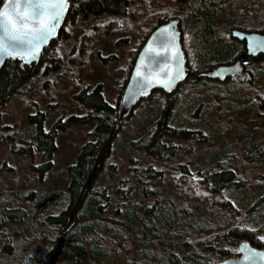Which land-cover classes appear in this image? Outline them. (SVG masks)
I'll return each mask as SVG.
<instances>
[{
	"label": "trees",
	"instance_id": "obj_1",
	"mask_svg": "<svg viewBox=\"0 0 264 264\" xmlns=\"http://www.w3.org/2000/svg\"><path fill=\"white\" fill-rule=\"evenodd\" d=\"M3 1L0 0V6ZM176 1L70 0L65 24L57 38L43 51L40 62L27 66L21 60H10L1 69L0 111L14 95H26L34 85L43 93L53 92L63 64L72 76L83 72L88 50L94 41L113 25L126 24L128 15L134 23L136 46L130 49L133 58L129 60L130 68L123 87L149 35L159 25L173 19L180 21L183 32L182 44L190 70L188 79L197 81L205 78L204 82H207V71L233 63L238 58H242L244 68L249 67L246 61L264 62V56H248L245 43L232 37L234 29L264 33V0H190L188 12L174 8ZM64 41L70 46H66ZM257 74L259 70H255L252 77ZM248 81L252 82V78ZM213 83L221 84L220 81ZM157 92L152 95H159ZM178 92L179 87L166 99H157L158 110L152 123L138 138H130L131 148L143 156L140 164L130 166L133 174L139 171L136 182L142 195L148 191L158 192L157 188L152 189V181L163 182L167 174L160 164H171L183 148L182 140L201 138V130L192 129L189 124L182 125L172 115H167L171 105L176 104L177 108L181 105ZM151 97L141 102H149ZM258 97L264 104V94ZM75 98L88 108L85 115L72 116L65 122L58 120L46 130V112L38 111L28 116L25 127L0 128V143L8 144L14 155L29 157L32 169L44 175L54 166L59 131L66 130L72 121L79 124L95 122V128L88 133L92 139L83 145L76 162L67 168V189L37 194L30 191L24 196L23 199L28 197V204L34 210L41 211L37 216L40 225L37 220H31L34 234H24L17 229L19 222L30 217V206L27 208L13 200L4 204L0 202V264H81L86 256L97 263L106 257V245L117 250L120 242L128 240L141 244L153 234L152 219L157 223L164 219L157 207L158 201L148 208L149 213L156 211L150 220L137 213L139 204L128 208H131L128 221L107 217L108 180L102 173L105 161L111 155L113 140L123 131L134 109L120 118V96L111 105L100 86L91 92L84 88ZM243 157L247 162L264 163V140L252 144ZM232 161L235 160L230 157L226 160L214 158L196 172L187 163L172 166L176 170L170 178L172 188L199 203L212 201L223 206L232 219L209 227H195L183 235V240L174 234L163 235L167 239L161 242L159 254H153V258L149 257L150 254H139L145 264H218L226 258L238 256V246L243 241L264 249L259 229L248 223L236 222L243 213L233 204L226 189L244 186L248 182L232 168ZM110 168L116 169L117 166L112 164ZM261 180H264V175H261ZM126 181L127 178L121 179L120 185ZM261 200L259 205L264 207V198ZM116 212L122 215L120 209ZM152 236L156 237L155 234ZM153 243L148 242L145 246L150 248L155 245Z\"/></svg>",
	"mask_w": 264,
	"mask_h": 264
},
{
	"label": "rangeland",
	"instance_id": "obj_2",
	"mask_svg": "<svg viewBox=\"0 0 264 264\" xmlns=\"http://www.w3.org/2000/svg\"><path fill=\"white\" fill-rule=\"evenodd\" d=\"M188 1L190 0H178L173 7L188 12ZM131 19L128 15L126 24L116 27L113 25L94 41L86 56V68L76 74V77L72 76L71 71L63 64L53 92L43 93L34 85L26 95H14L0 111V128L25 127L28 116L38 111L46 112V130L58 120L65 122L72 116H83L88 108L75 97L84 88L91 92L100 86L106 101L114 105L119 96L121 99L125 88L124 78L130 68L129 60L133 58L130 49L136 46L135 27ZM65 45L70 46L66 42ZM247 62L249 67L244 68L242 76L229 78L220 82L221 84H214L215 80L210 78L207 82H204L205 78H199L197 81L186 78L181 83L177 97L181 105L178 108L176 104L171 105L167 109V115H172L174 120H178L182 125L189 124L192 129L201 130V138L182 140L183 148L171 164H160L167 176L162 183L152 181L151 187L157 188V193L148 191L146 195H142L139 192V183L136 182L139 171H134L133 174L130 166L138 162L140 164L143 156L133 150L129 143L130 138H138L152 123L158 110L157 99H166L168 94L158 91L159 95H151L149 102H139L135 106L127 125L114 138L111 155L105 161L102 174L108 180L106 183L109 194L105 213L108 218L114 216L121 221H128V212L131 209L128 208L139 204L137 213L150 220L156 211L149 213L148 208L158 201L157 207L160 208V215L164 219L158 221L159 223L155 222L156 219L151 221L154 225L152 232L156 237L150 234L141 244L131 240L120 242L117 250L106 245L105 258L93 263L91 258L86 256L82 258L81 264H145L139 254H150V258L155 256L153 254H159L161 242L167 239L164 236L174 234L176 238L183 240V235L195 227H209L231 221L232 217L223 206L215 205L212 201L199 203L170 186V178L176 174L172 167L174 164L187 163L191 170L196 172L209 165L214 158L226 160L230 157L235 160L231 163L232 168L238 171L240 178L248 182L244 186L226 189L233 204L243 213L241 217H237L236 222L248 223L259 229L264 240V207L259 205L261 198H264V180H261V175H264V163L247 162L243 157L252 144L264 140V104L258 99L259 95L264 94V62L256 60L245 63ZM247 69L249 71H246ZM255 70H259V74L253 78ZM250 78L252 82L248 81ZM94 128V121L84 124L72 121L66 130H60L54 166L44 175H41L39 170L32 169L29 157L14 155L8 144L0 143V202L4 204L13 200L27 208L31 207L30 217L17 224L20 232L34 234L32 219L37 220L40 225L37 216L41 211L34 210L28 204V197L23 199L24 196L30 191L37 194L66 190L69 183L67 168L76 162L83 145L92 139L88 133ZM148 160L153 163V160ZM112 164L117 168L111 169ZM123 178H127V181L120 185ZM117 209H120L122 215L116 214ZM151 241L155 245L146 247L145 244Z\"/></svg>",
	"mask_w": 264,
	"mask_h": 264
},
{
	"label": "water",
	"instance_id": "obj_3",
	"mask_svg": "<svg viewBox=\"0 0 264 264\" xmlns=\"http://www.w3.org/2000/svg\"><path fill=\"white\" fill-rule=\"evenodd\" d=\"M69 1L61 11L59 0H41L48 6L42 8L39 15L35 14L28 0L3 1L0 12H8L11 17L10 21L5 18L8 29L23 43L14 42L0 28V71L10 60H21L27 66L40 62L43 51L57 38L65 24ZM232 37L245 43L248 56H264V33L234 29ZM182 40L183 32L178 19L159 25L149 35L135 59L122 93L120 118L129 115L140 101L149 98L156 91L172 93L190 75ZM243 74L242 58L207 71L211 80L220 82ZM218 264H264V249L243 241L238 246V256L226 258Z\"/></svg>",
	"mask_w": 264,
	"mask_h": 264
},
{
	"label": "snow or ice",
	"instance_id": "obj_4",
	"mask_svg": "<svg viewBox=\"0 0 264 264\" xmlns=\"http://www.w3.org/2000/svg\"><path fill=\"white\" fill-rule=\"evenodd\" d=\"M67 0H59V5H60V10L63 11L64 10V5L66 4ZM29 5L31 6V8L34 10L36 15L40 14V10L42 8L47 7L48 5L44 4L41 2V0H35V2H33V0H28ZM59 13L56 14V16H58ZM11 20V17H9L8 12H0V28H2L5 32V35L8 36L11 40H13L16 43H23V41L20 40V38L16 35H14L13 33H11L8 29V23L6 22ZM53 19H56V17H53ZM14 27V26H13ZM28 43H31V41H28ZM0 47H2V44H0Z\"/></svg>",
	"mask_w": 264,
	"mask_h": 264
}]
</instances>
